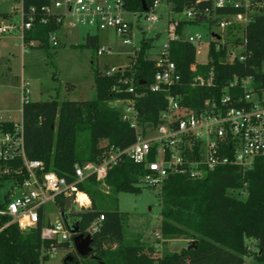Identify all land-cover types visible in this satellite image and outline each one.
I'll use <instances>...</instances> for the list:
<instances>
[{"label":"trees","instance_id":"obj_1","mask_svg":"<svg viewBox=\"0 0 264 264\" xmlns=\"http://www.w3.org/2000/svg\"><path fill=\"white\" fill-rule=\"evenodd\" d=\"M45 0H27L26 6L44 4ZM154 0H127V8L143 12V5L149 8ZM171 11L181 14L186 10L196 12L193 20L178 22L176 33L183 36L186 24L208 23L214 26L206 15L210 1L166 0ZM219 14L237 12L234 9L217 10ZM4 20L10 15H2ZM52 27L36 22L26 31L23 42L32 41L46 51L50 48L48 39ZM158 35L155 37L157 38ZM153 39L142 37L139 50L133 55L124 70L94 72L95 96L86 101L45 102L26 101L22 105L24 150L28 160L42 161L46 171L55 172L69 183L74 180V167L86 162L100 163L108 146L121 150L135 143L134 130L121 119V111L111 107L117 99H134L140 120L146 126H157L159 115L165 109V96L152 93L149 88L158 72L156 60L148 57ZM72 48H98L95 36L88 35L84 45ZM240 48L241 54L229 60L230 49ZM98 52V49H97ZM196 47L185 41L169 43V58L180 74V84L175 88L183 105L199 110L204 101L219 96L224 88L232 97L243 95L241 83L229 87L232 80L251 78L256 89L264 86V10L244 28L236 27L226 34V43L219 45L211 41L206 64L196 63ZM243 60H240V58ZM213 70V86L193 88L192 82L198 75L207 77ZM126 81V83H125ZM132 86L134 97L127 89ZM114 88L122 92H114ZM235 105V104H234ZM237 106V105H235ZM12 122H1L0 131H11ZM4 164L0 162V193L14 179L19 184L26 178L22 175H3ZM15 166H19L18 163ZM147 170L123 157L107 175L104 185L94 176L78 184L80 192L86 194L91 207L81 215L80 233H86L89 226L100 216L104 219L93 233L91 252L79 257L76 251L69 252L75 264H245L252 257L255 264H264V159H257L252 168L242 171L237 166L219 167L205 178L193 180L185 175H170L163 182L159 192L161 202L160 233L164 241L176 238L189 240L179 252L160 253L156 246L137 237L126 241V227L129 215L118 210L104 211L99 207L109 195L142 192L141 179ZM108 189L104 194L102 189ZM245 191L244 199L234 191ZM62 213L65 198L56 199ZM4 205L0 204V208ZM42 216V211H41ZM8 222L0 217V229ZM42 223L27 233L16 225H9L0 231V264H43L49 259L44 254L51 242L41 238ZM254 245V250L250 246ZM193 245L190 249L189 247ZM58 249L70 248L69 243H60Z\"/></svg>","mask_w":264,"mask_h":264},{"label":"built area","instance_id":"obj_2","mask_svg":"<svg viewBox=\"0 0 264 264\" xmlns=\"http://www.w3.org/2000/svg\"><path fill=\"white\" fill-rule=\"evenodd\" d=\"M15 1L19 4V9L15 12L20 15L21 25L0 22V37L18 29L23 46L33 48L38 42L32 41L25 45L23 36L38 22L53 28L48 35L49 43L58 47V35L66 27L111 30L122 39L123 45H133V55L140 46L135 45L134 32L139 18L145 15L146 21L157 22L159 17L156 13L161 4V0H154L146 12H135L127 8V0H45L40 6H26L27 0ZM204 1L211 3L210 9L205 10V15L220 30V34L211 33L209 44L214 41L218 46L226 43L229 30L246 27L264 10V0ZM226 9H234L237 12H217ZM183 13L187 20L196 17V12L192 10ZM127 16L132 17V20ZM177 26L178 22L172 26L169 37L162 45V52L156 59L159 70L149 88L152 93L165 96L166 106L159 115L157 126H146L140 120L134 99L112 101L111 107L120 110L121 119L134 130L135 143L124 150L113 145L108 146L100 163L86 162L75 165V176L71 183L55 172L46 171L42 161L27 159L22 123L14 124L11 131H0V162L5 165L1 173L26 175L21 184L11 179L0 193V204L4 205L0 208V217L8 218V222L0 231L9 225H16L21 232L27 233L42 223L41 238L51 242L44 254L49 257L55 254L60 243H69L68 251H75L73 236L61 217L56 199L60 196L65 199L73 198V206L78 210H86L89 205H82L78 200L79 194L82 193L78 184L87 177L94 176L96 181L104 185L108 172L117 166L123 157L146 168L148 173L141 179L140 186L143 184L158 189L159 192L163 182L170 175H185L193 180H200L219 167L233 165L246 171L252 168L257 159H264V86L262 89H256L251 78L241 81L234 78L229 87L241 83L244 92L242 96H230L226 87L219 96L205 100L199 110H192L183 105L180 94L175 93L181 78L175 64L170 61L169 43L185 41L196 47L201 42L202 35L195 33L186 37L180 36L176 33ZM105 51L106 49L102 48L97 54L102 55ZM230 57L236 58L234 50ZM116 71L112 69L108 74ZM28 86V83L22 85L23 103L28 101ZM212 86L213 70L207 77L196 76L192 82L193 88ZM127 91L134 94V97L140 96L132 86ZM114 92L122 91L114 88ZM16 163L19 166L16 167ZM49 204L56 206L59 220L45 222V208ZM103 219L104 217L100 216L83 234L92 236L99 230Z\"/></svg>","mask_w":264,"mask_h":264},{"label":"rangeland","instance_id":"obj_3","mask_svg":"<svg viewBox=\"0 0 264 264\" xmlns=\"http://www.w3.org/2000/svg\"><path fill=\"white\" fill-rule=\"evenodd\" d=\"M19 4L15 0H0V22L21 25L20 15L15 12ZM10 18L4 20L2 15ZM157 22L146 21L145 15L139 18L135 28V45L139 46L142 37L153 39L152 48L148 57L156 60L162 52V45L170 35V30L176 22L187 20L185 13L177 14L171 11L166 0H161L157 13ZM129 20L132 17L127 16ZM220 34V30L208 23L198 25L186 24L182 34L198 33L202 35L201 42L196 46V63L206 64L211 33ZM95 36L98 41V50L104 48L102 55L97 49L72 48L75 45H84L87 36ZM158 35L157 38H155ZM59 46L50 44L48 51L37 46L31 48L23 46L21 33L18 29L10 31L0 37V122L10 121L14 124L22 123V85L29 84L28 101L45 102L53 99L59 101H86L95 96L94 72L105 73L114 70H124L134 53V47L123 45L122 39L111 31H96L88 28H64L58 35ZM234 50L236 56L241 49ZM233 60L232 57L229 58ZM139 194L120 193L109 195L99 207L104 211L118 210L129 215L126 227V241L130 242L140 237L144 242L156 246L160 253L179 252L185 248L189 240L176 238L164 241L160 233L161 202L159 190L141 184ZM104 194H109L103 188ZM234 195L244 199L246 192L234 191ZM88 197V196H87ZM86 210L91 207L88 197ZM86 201V198H85ZM45 222L59 220V213L54 204L45 208ZM160 238H157V237ZM254 248V245L250 243ZM69 251L58 249L43 264H64ZM245 264H255L252 257L246 259Z\"/></svg>","mask_w":264,"mask_h":264},{"label":"water","instance_id":"obj_4","mask_svg":"<svg viewBox=\"0 0 264 264\" xmlns=\"http://www.w3.org/2000/svg\"><path fill=\"white\" fill-rule=\"evenodd\" d=\"M148 10L146 5H143V11L146 12ZM216 38H219L218 35H214ZM73 198H67L65 199V208L64 211L61 213V217L65 223V225L68 227L70 234L73 236L72 241L75 247V251L79 257H86L91 252V243H92V237L90 235H84L83 233H80V220H77L75 222L71 223L72 217H77L85 214L87 210H78L75 206H73ZM191 245L189 249L192 247ZM73 257L68 255L64 259V264H75L73 262Z\"/></svg>","mask_w":264,"mask_h":264},{"label":"bare ground","instance_id":"obj_5","mask_svg":"<svg viewBox=\"0 0 264 264\" xmlns=\"http://www.w3.org/2000/svg\"><path fill=\"white\" fill-rule=\"evenodd\" d=\"M85 198H86V201H85ZM78 200H79V202L82 204V205H88V197L85 195V194H83V193H80L79 194V197H78Z\"/></svg>","mask_w":264,"mask_h":264},{"label":"flooded vegetation","instance_id":"obj_6","mask_svg":"<svg viewBox=\"0 0 264 264\" xmlns=\"http://www.w3.org/2000/svg\"><path fill=\"white\" fill-rule=\"evenodd\" d=\"M77 220H80V221H81V217H80V216L72 217V218H71V223H72V222H75V221H77Z\"/></svg>","mask_w":264,"mask_h":264},{"label":"crops","instance_id":"obj_7","mask_svg":"<svg viewBox=\"0 0 264 264\" xmlns=\"http://www.w3.org/2000/svg\"><path fill=\"white\" fill-rule=\"evenodd\" d=\"M22 104H23V102H22ZM2 122H10V121H7V120H6V121H2ZM0 123H1V122H0ZM12 123H13V122H12ZM13 124H14V123H13ZM141 240H142V239H141ZM142 241H143V240H142Z\"/></svg>","mask_w":264,"mask_h":264}]
</instances>
